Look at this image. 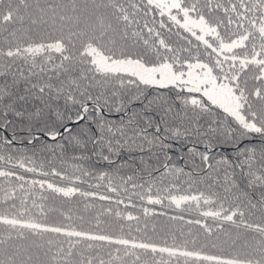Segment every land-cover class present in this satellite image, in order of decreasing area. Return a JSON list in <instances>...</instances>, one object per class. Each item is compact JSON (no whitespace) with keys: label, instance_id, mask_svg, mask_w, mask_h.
Segmentation results:
<instances>
[{"label":"snow or ice","instance_id":"1","mask_svg":"<svg viewBox=\"0 0 264 264\" xmlns=\"http://www.w3.org/2000/svg\"><path fill=\"white\" fill-rule=\"evenodd\" d=\"M0 264H264V0H0Z\"/></svg>","mask_w":264,"mask_h":264}]
</instances>
